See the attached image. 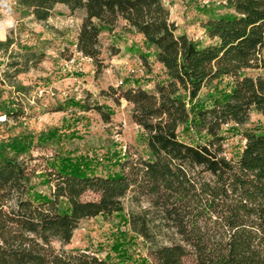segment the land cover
<instances>
[{
    "label": "trees",
    "instance_id": "obj_1",
    "mask_svg": "<svg viewBox=\"0 0 264 264\" xmlns=\"http://www.w3.org/2000/svg\"><path fill=\"white\" fill-rule=\"evenodd\" d=\"M15 2L37 22L51 18L57 5L70 14L80 12L74 44L92 60L96 73L106 66L101 26L112 28L123 20L155 52L166 80L156 82L152 91H101L117 104L123 99L132 105V120L145 133L147 157L63 150L64 139L75 135L59 127L0 141V264H124L65 246L81 220L122 213L128 193L133 203H147L128 213L127 224L147 244L146 257L131 264H264V133L244 131L237 158L226 156L223 136L225 126L247 123L253 111L264 116V0H224L222 13L204 9L208 44L177 35L162 0ZM14 43L9 36L0 40L5 77L9 68L14 76L43 58L30 46L14 52ZM222 79L228 81L219 88ZM0 84L1 94L8 83ZM8 85L17 92L28 89ZM205 87L213 93L202 101ZM66 105L111 120L112 111L103 104ZM190 132L197 139L184 141L181 135ZM49 145L58 149L38 169L31 150ZM36 177H42L47 192L36 189ZM88 193L93 196L84 198Z\"/></svg>",
    "mask_w": 264,
    "mask_h": 264
},
{
    "label": "rangeland",
    "instance_id": "obj_2",
    "mask_svg": "<svg viewBox=\"0 0 264 264\" xmlns=\"http://www.w3.org/2000/svg\"><path fill=\"white\" fill-rule=\"evenodd\" d=\"M162 1L169 9L170 20L177 27L176 34L184 33L201 44L210 43L202 27V22L208 17L205 10L225 12L221 9L224 0ZM13 8L14 26L8 28L5 34V38L14 39L13 51L23 53V46H30L37 54H44L40 62L30 64L27 70L14 76L11 68L8 69V76H3L2 72L7 67L0 65V83L5 80L8 84L28 87L24 92H17L13 86L6 84L5 91L0 94V141L5 142L13 136L36 137L39 133L59 127L63 133L75 135L64 139L63 150L76 154L96 153L98 156L129 151L147 157L145 133L132 120V105L123 99L117 104L110 94H101V91L110 93V87H142L152 91L156 82L166 80L162 65L143 37L129 29L123 20L112 28L102 25L99 40L101 58L106 66L96 73L92 60L77 52L74 44L82 20L80 12L70 14L64 5H57L51 18L37 22L16 2ZM143 56H146V62ZM14 59L22 61L19 57ZM132 69L135 72H131ZM227 81H218V87H223ZM212 91L203 88L200 100H205ZM69 101L103 104L111 109V120L104 122L95 110L84 111L79 106L66 105ZM59 106H64V109L57 110ZM13 110L22 111V116L7 118L6 111ZM246 130L264 133V116L253 111L247 123L224 127L227 157L239 156L245 142L242 133ZM181 138L192 142L197 135L190 132L181 135ZM56 149L57 145L35 147L31 150L35 158L31 163L37 164L38 169L42 168L44 159ZM34 184L37 190L47 192L48 186L42 182V177H36ZM92 196L88 193L84 198ZM122 201L125 209L120 214L81 220L65 249L87 251L113 261L126 260L124 264L140 263L146 257L147 244L127 224V217L130 211L147 207V203H133L129 193ZM56 246H59L58 243Z\"/></svg>",
    "mask_w": 264,
    "mask_h": 264
},
{
    "label": "clouds",
    "instance_id": "obj_3",
    "mask_svg": "<svg viewBox=\"0 0 264 264\" xmlns=\"http://www.w3.org/2000/svg\"><path fill=\"white\" fill-rule=\"evenodd\" d=\"M15 0H0V40L5 38L6 30L14 26L13 20V6Z\"/></svg>",
    "mask_w": 264,
    "mask_h": 264
},
{
    "label": "built area",
    "instance_id": "obj_4",
    "mask_svg": "<svg viewBox=\"0 0 264 264\" xmlns=\"http://www.w3.org/2000/svg\"><path fill=\"white\" fill-rule=\"evenodd\" d=\"M131 72H135V70L134 69H132V71ZM120 83H122V82H120Z\"/></svg>",
    "mask_w": 264,
    "mask_h": 264
},
{
    "label": "crops",
    "instance_id": "obj_5",
    "mask_svg": "<svg viewBox=\"0 0 264 264\" xmlns=\"http://www.w3.org/2000/svg\"><path fill=\"white\" fill-rule=\"evenodd\" d=\"M141 35V34H140ZM142 36V35H141ZM2 40H4V39H2Z\"/></svg>",
    "mask_w": 264,
    "mask_h": 264
}]
</instances>
